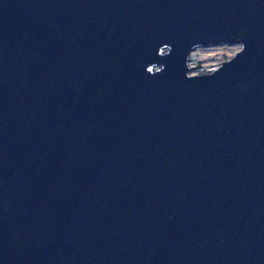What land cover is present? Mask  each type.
Instances as JSON below:
<instances>
[{
    "label": "water",
    "instance_id": "1",
    "mask_svg": "<svg viewBox=\"0 0 264 264\" xmlns=\"http://www.w3.org/2000/svg\"><path fill=\"white\" fill-rule=\"evenodd\" d=\"M0 264H264V0H0Z\"/></svg>",
    "mask_w": 264,
    "mask_h": 264
},
{
    "label": "rangeland",
    "instance_id": "2",
    "mask_svg": "<svg viewBox=\"0 0 264 264\" xmlns=\"http://www.w3.org/2000/svg\"><path fill=\"white\" fill-rule=\"evenodd\" d=\"M241 49V44H218L194 48L188 58L189 75H197L217 69L224 61ZM154 66L151 69H158Z\"/></svg>",
    "mask_w": 264,
    "mask_h": 264
},
{
    "label": "bare ground",
    "instance_id": "3",
    "mask_svg": "<svg viewBox=\"0 0 264 264\" xmlns=\"http://www.w3.org/2000/svg\"><path fill=\"white\" fill-rule=\"evenodd\" d=\"M190 70V69H189Z\"/></svg>",
    "mask_w": 264,
    "mask_h": 264
}]
</instances>
